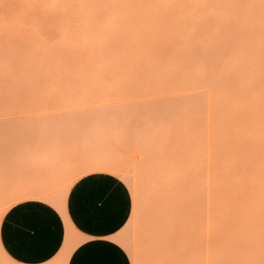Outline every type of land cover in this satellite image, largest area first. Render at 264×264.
Here are the masks:
<instances>
[{"label":"rangeland","instance_id":"obj_1","mask_svg":"<svg viewBox=\"0 0 264 264\" xmlns=\"http://www.w3.org/2000/svg\"><path fill=\"white\" fill-rule=\"evenodd\" d=\"M150 1L0 0V222L32 197L64 213L77 178L108 172L130 191L115 239L131 264H264V73L244 68L264 65V0L216 34L197 1ZM164 18L142 47L136 30ZM234 55L220 74L249 83L240 100L209 81Z\"/></svg>","mask_w":264,"mask_h":264},{"label":"crops","instance_id":"obj_2","mask_svg":"<svg viewBox=\"0 0 264 264\" xmlns=\"http://www.w3.org/2000/svg\"><path fill=\"white\" fill-rule=\"evenodd\" d=\"M131 210L126 184L108 172H89L70 186L64 213L42 198L12 204L0 222L1 247L15 264H131L115 239ZM68 253L66 254V252Z\"/></svg>","mask_w":264,"mask_h":264},{"label":"bare ground","instance_id":"obj_3","mask_svg":"<svg viewBox=\"0 0 264 264\" xmlns=\"http://www.w3.org/2000/svg\"><path fill=\"white\" fill-rule=\"evenodd\" d=\"M108 1H110V0H108ZM130 1V0H129ZM134 1V0H133ZM183 1H186V0H183ZM188 1V0H187ZM193 1H197V2H199L198 4H197V11H198V14L200 13V14H202V12L201 11H205V13H207V11H209V10H214V12H213V14H211L212 13V11H210V14L209 15H212L211 16V18H213V20H211V21H209V23H207V21H206V24L209 26H207L206 28H208V30L209 31H211L212 30V28H213V30H214V32H215V34H216V32H217V29H221V31H222V29L224 28V27H222V26H220L222 23H221V20H223V19H225L224 18V13L226 12V13H228V12H230L229 10H231V12L232 11H235L236 9H237V7H241V8H243V9H245V8H247V7H251V3H250V1L249 0H207V1H204V3L202 2V1H200V0H193ZM127 2H128V0H127ZM139 2V1H138ZM138 2H136L137 4H138ZM189 2V1H188ZM188 2H186V4H189ZM119 3V2H118ZM118 3H116L117 5L116 6H118L119 7V4ZM129 3V4H128ZM127 4L129 5V7L131 6V7H134V4L132 3L131 4V2H128ZM156 3H159V0H152V2L150 1V6L151 5H153V4H156ZM200 3H201V5H200ZM125 4H126V2H125ZM160 4V3H159ZM170 4H172V3H170ZM185 4V3H184ZM185 4V5H186ZM139 5V7H141V6H143V5H140V4H138ZM167 5V4H166ZM175 5V4H174ZM192 5V4H191ZM198 5H200V6H198ZM204 5V6H203ZM169 6V5H168ZM167 6V7H168ZM172 6H173V4H172ZM201 6H203V8H201ZM104 7V6H103ZM130 7V8H131ZM138 6L137 7H134V8H139ZM189 9H188V8ZM117 8V7H116ZM169 8V7H168ZM171 8V7H170ZM174 8H175V6H174ZM177 8V7H176ZM186 8H187V11H185V12H182V14H183V16H182V18H181V20L180 19H178V22L179 23H181L182 22V24H184V27H187L188 29L190 28V26H194V25H192V24H194L195 23V16H196V12H193V11H190V9L192 10L193 8L192 7H189L188 5L186 6ZM241 8H240V11H241ZM172 9H173V7H172ZM200 9V10H199ZM203 9V10H202ZM239 9V8H238ZM249 9V8H248ZM248 9H246V10H248ZM130 10V9H129ZM127 10L128 12L127 13H129V15H130V13H131V16L130 17H132V18H130V19H133V18H136V17H133L134 15H136V14H138L136 11H141V10H133V12H131L132 10ZM176 10V9H175ZM179 10V11H178ZM245 10V12H247ZM150 11V10H149ZM149 11L147 12L148 13V15L150 16L151 14L149 13ZM176 11H178V12H180V9H178L177 8V10ZM175 11V12H176ZM184 11V10H183ZM124 12V11H123ZM242 13H243V11H241ZM126 13V12H125ZM177 13V12H176ZM133 14V15H132ZM142 15H143V13H141ZM180 14H181V12H180ZM180 14H178L177 13V15L178 16H180ZM181 14V15H182ZM199 14V15H200ZM208 14V13H207ZM233 14H235V13H233ZM248 14V13H247ZM153 15V14H152ZM176 15V16H177ZM232 15V14H231ZM138 16V15H137ZM177 16V17H178ZM223 16V17H222ZM220 19H219V18ZM221 17H222V19H221ZM140 18V17H139ZM138 18V19H139ZM179 18V17H178ZM210 18V19H211ZM244 20V19H243ZM202 21V20H201ZM200 21V22H201ZM204 21V20H203ZM224 21V20H223ZM225 21H227L226 19H225ZM229 21V20H228ZM160 22V23H159ZM158 23H159V25H155L156 26V28H154L153 26V28H145V29H139V31H137L136 30V33H138L137 35H139L140 37H141V42H140V45L142 46V47H144V48H146V47H150V46H152V44L155 42L156 43V38H157V36L155 37L154 35L155 34H153L152 35V31H153V29H155L154 31H157L156 29H158V26H160V27H162L161 26V24L162 25H165L166 23H168V21L164 18V19H162V20H160V21H158ZM197 23H198V21H197ZM217 23H220L219 24V26H217ZM226 23V22H225ZM229 23V22H228ZM242 23V22H241ZM230 24H231V22H230ZM201 25H202V23H201ZM229 25V24H228ZM166 26V25H165ZM200 26V25H199ZM235 26H237V23L234 25V27ZM241 26V25H240ZM244 26V25H243ZM159 27V28H160ZM164 27V26H163ZM162 27V28H163ZM192 27H191V29H192ZM234 27H232V28H234ZM205 28V29H206ZM230 28V27H229ZM245 28V27H244ZM164 29H167V27H164ZM163 29V30H164ZM225 29V28H224ZM227 29H228V27H227ZM170 30V29H169ZM213 30H212V32H213ZM229 30V29H228ZM173 31H175L174 29H173ZM172 30H171V32H173ZM230 31H232V30H230ZM234 31H236V29L234 28ZM135 32V31H134ZM187 32V31H186ZM220 32V31H219ZM224 32V31H223ZM135 33V34H136ZM173 34H174V32H173ZM175 34H176V31H175ZM174 34V35H175ZM220 34V33H219ZM172 35V34H171ZM193 35V34H192ZM210 35H211V33H210ZM212 36H214V34H212L211 35V37ZM216 36V35H215ZM222 36V35H221ZM162 37V36H161ZM160 37V39H161V41H162V38ZM204 37V36H203ZM217 37V36H216ZM248 37V36H247ZM174 38H175V36H174ZM177 38V37H176ZM175 38V39H176ZM205 38V37H204ZM157 39H159V38H157ZM165 39H166V37H165ZM206 39V38H205ZM217 39H219V38H217ZM164 40V39H163ZM168 40H172L173 42H168ZM168 40H167V43H169V44H172V43H177L178 42V40H177V42H176V40L174 41V39L172 38V39H169L168 38ZM221 40H223V39H221ZM158 41V40H157ZM160 41V40H159ZM182 41V40H181ZM218 41V40H217ZM231 41V40H230ZM230 41H229V43H230ZM203 42V41H202ZM221 42V41H220ZM124 44H126L127 42H123ZM154 43V44H155ZM163 43V42H162ZM179 43H180V40H179ZM179 43H177L178 45H179ZM218 43V42H217ZM222 43H224V42H222ZM235 42H232L231 44H234ZM157 44H158V42H157ZM165 44H166V41H165ZM176 44V45H177ZM200 44H203V43H200ZM204 44L208 47H210V45L212 46V42L209 40V41H206L205 40V42H204ZM219 44V43H218ZM236 44V43H235ZM234 44V45H235ZM167 45V44H166ZM173 45H175V44H173ZM180 45L181 46H187V44H185L184 45V43H183V45H182V43H180ZM179 45V46H180ZM168 46V45H167ZM204 46V45H203ZM202 46V47H203ZM213 46H214V44H213ZM212 46V47H213ZM212 47H210L211 49H212ZM218 47V46H217ZM219 47H221V45L219 46ZM218 47V48H219ZM169 48V47H168ZM187 48V47H186ZM203 48H205V47H203ZM167 49V48H166ZM165 49V50H166ZM170 49H171V47H170ZM169 49V50H170ZM185 49V48H184ZM206 49V48H205ZM207 49H209V48H207ZM217 49V48H216ZM175 50V49H174ZM178 50V49H177ZM187 50H188V48H187ZM213 50H214V48H213ZM212 50V51H213ZM229 50H232V49H229ZM234 50V49H233ZM128 51V50H127ZM209 51V50H208ZM128 53H130L129 51H128ZM127 53V54H128ZM127 54H126V56H127ZM129 55V54H128ZM133 55V54H132ZM125 56V57H126ZM129 56H131V55H129ZM236 57V58H235ZM233 58H235V59H233ZM233 58H232V60H230L229 62H227V63H222V62H219V63H221L220 64V66L219 67H217L216 69H218L219 70V72L217 71V72H215L216 71V69L214 68V66H210L211 68H213V69H215V71H214V74H212V75H210V76H212L211 77V79L212 80H209V81H214L215 83L217 82L218 84L220 83V90H222V91H220V92H225L228 96H232L234 99L236 98L237 99V97H238V99L240 100V98L242 99V97H243V95L244 94H242L241 95V93L239 94V92H241V91H243V89H244V86H247L249 83L246 81V80H244V83H242V82H240L241 81V79H240V81L238 80V78H237V80L239 81V84H237L238 82L237 81H235L234 80V78L232 77V76H230L231 74H228V76L229 77H227V76H225V78H224V76H223V74L221 75L220 73H221V71H220V69L221 70H224L225 69V67H234V69H236L237 67V69H239V67H240V65H238V60H237V56H233ZM239 58V57H238ZM142 61V60H141ZM232 61V62H231ZM138 62H140V60L138 61ZM143 62H145V61H143ZM143 62H140V63H143ZM210 62V61H209ZM208 62V63H209ZM240 62V61H239ZM140 63H137V64H135V65H137V68H138V64H140ZM206 63V62H205ZM218 63V62H217ZM144 64V63H143ZM142 64V65H143ZM211 64V63H210ZM212 64H214V63H212ZM246 64V63H245ZM142 65H140V66H142ZM208 65V64H207ZM207 65H205L204 64V66H201L200 68H201V70H199V71H202V67H204V70H206V69H209V68H207L208 66ZM248 64H246L245 66H244V68H246L249 72H251V73H254L255 72V68H258L259 67V69H260V67H262V69L261 70H259V71H261V74L262 73H264V71H262V70H264V65H260V63L258 64V63H254V64H251V65H248ZM145 66V65H144ZM216 66H218V65H216ZM135 67V66H134ZM243 67V66H242ZM210 68V69H211ZM141 69V68H140ZM212 69V70H213ZM231 69V68H230ZM230 69H228V70H230ZM233 69V68H232ZM233 69V72L235 71ZM242 69V68H241ZM198 71V72H199ZM204 72V71H203ZM202 72V73H203ZM206 73H207V71H205ZM201 72H200V74H202ZM205 73V74H206ZM216 73H217V75H216ZM219 73V74H218ZM259 74V73H258ZM260 74V75H261ZM227 77V78H226ZM239 77H241V75L239 76ZM243 79V78H242ZM237 82V83H235V82ZM208 83V82H207ZM207 83H206V85H207ZM213 83V82H212ZM221 87H222V89H221ZM207 88V87H206ZM209 89V88H208ZM206 91V90H205ZM242 96V97H241ZM226 98V97H225ZM235 99V100H236ZM226 99H224V100H222L223 102L225 101ZM229 101V100H228ZM230 101H234V100H231L230 99ZM229 101V102H230ZM227 102V101H226ZM207 103V102H206ZM227 104V103H226ZM222 105H223V103H222Z\"/></svg>","mask_w":264,"mask_h":264}]
</instances>
